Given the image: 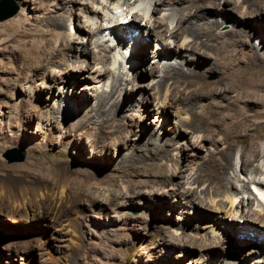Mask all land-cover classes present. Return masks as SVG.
I'll return each instance as SVG.
<instances>
[{
  "label": "bare ground",
  "instance_id": "6f19581e",
  "mask_svg": "<svg viewBox=\"0 0 264 264\" xmlns=\"http://www.w3.org/2000/svg\"><path fill=\"white\" fill-rule=\"evenodd\" d=\"M29 1L36 4L35 9L40 10L42 15L40 28H36L35 34L27 28V19L23 16L6 22L0 29V46H6L10 60L22 63L18 80L29 88V81L32 83L40 76L45 77L50 81L51 89L62 84L61 90H57L62 94L71 81L79 84L84 79L102 83L100 87L95 88L93 99L96 101L89 108L93 113L91 146L95 148L103 149L113 144L120 145L121 149L123 144L129 146L128 142L134 141L157 153L156 151L164 150L168 141L172 143L181 139L184 133H188L192 138V145L183 147L181 157H175L174 154V157L169 156L162 161L160 154L158 156L153 153L154 157L146 158L145 153L137 154V148L131 156L123 155L122 162L130 165V174L138 179L144 178L138 180L136 186L149 188L151 191L145 192L151 195L159 194V190L164 194L163 189L167 188L168 183L175 185L177 189L169 193L170 199L172 196L180 197L175 201L181 203V197L188 198L189 203L196 204L195 209L213 211L217 214L216 223L220 227L225 225V217L221 216V213L225 212L226 206L229 205V213L226 212V218L230 220L228 227L234 222H241L242 225L234 226L238 236L245 235L248 238L245 242L254 237L264 243V169L260 168V164H264V133L257 128L264 124V0ZM142 2H145L148 8L137 9ZM244 6L250 11L246 8L241 11ZM68 8H71L69 12L75 16V34L69 33L70 26L65 24ZM238 13L244 15L241 18L245 19L247 24L237 21ZM224 26L227 28L223 29ZM139 29L144 31L135 32L140 31ZM258 29L262 30L261 34ZM104 31L113 35L117 44L109 46V39L105 41L102 38ZM3 34L7 39L1 38ZM127 35L130 36L127 38ZM153 35L156 44L161 46H156L152 57L150 56L157 59L156 66L149 69L150 77H157V81L150 88L155 91V105L148 109L147 104L151 103L147 97L149 85L136 83L134 75L129 78L128 72H122L124 62L121 58H124L126 63L130 62L128 64L131 66L143 62L148 52L149 39ZM255 36L259 46L251 41ZM129 39L131 41L128 43ZM117 45L119 49L124 47L126 53L130 45V55L126 57L119 52ZM1 50L3 49H0V52ZM90 52L94 55V65L89 62ZM163 60L166 62L161 64L160 61ZM209 74L218 76L215 84L206 82ZM130 91L145 92L142 106L145 113L142 116L131 114L132 122L128 124L123 120V111L134 112L135 109L133 103L124 102L121 94H128ZM113 95L119 97L113 100ZM84 99L86 103L91 102L87 96ZM150 110L163 122L169 121V116L173 113L174 126H162L155 116L156 123H159L155 132L146 133L147 127L145 124L142 127L140 122L144 121L143 118L151 116ZM43 114L52 125L57 123L59 117L60 120L65 119L60 106ZM136 124L144 128L141 129L144 130L141 136H137L133 129ZM167 131L168 135L165 134ZM246 140L248 143L239 148ZM204 148L207 149L204 151L220 154L218 163L208 155L201 157L203 162H195L200 156L198 153L193 155V150ZM236 155L238 162L235 164ZM11 170L19 173L22 168L14 167ZM42 176V184L39 185L26 182L25 178L19 180L16 187L2 183L0 201L19 211L21 207L27 209V201L33 199L39 203V210L33 211V217L38 218L39 213L41 218L46 219L42 206L47 205L48 208L57 210L66 195L67 182L58 177L49 183L46 175ZM174 178L182 180L174 182ZM238 183L241 184L240 187ZM202 185L205 187L198 192ZM251 186H254L253 190L250 189ZM97 190L98 192L92 195H87L86 190H79L80 199L98 205H113L120 201L118 197L123 195L121 192L111 191L103 193L106 196L103 198L102 191ZM133 193L139 195L144 192L135 190ZM241 193L244 197L237 201ZM245 194L248 196L245 197ZM13 220L19 222L18 218ZM259 226L262 230L257 229ZM178 229H182V226ZM248 233H253V236L250 237ZM187 234L182 231L181 234L173 236L167 232L165 237L175 240H170V243L185 247L186 243L180 239ZM178 235H181V238ZM215 236L209 240L195 235L199 241L198 249L210 251L222 247L228 241L216 234ZM256 252L251 251V254ZM260 258L255 261L256 264H264V259ZM223 264L235 263L226 260Z\"/></svg>",
  "mask_w": 264,
  "mask_h": 264
},
{
  "label": "rangeland",
  "instance_id": "374dc122",
  "mask_svg": "<svg viewBox=\"0 0 264 264\" xmlns=\"http://www.w3.org/2000/svg\"><path fill=\"white\" fill-rule=\"evenodd\" d=\"M1 1L3 2V0H0V3ZM14 6L17 7V14L8 20L5 19L6 21L0 22V29L6 22L23 16L25 20L27 19L25 21L28 23L27 28L35 34L37 32L36 28H40L39 24L42 18L40 10L35 9L36 4L29 0H6L0 10V16L5 12L8 13V10L12 11ZM147 6L145 2H142V5L138 6L137 9L142 10ZM245 8L247 9V6H244L241 11ZM70 9L68 8L67 13H65V16L67 15L65 24L67 27L68 24L70 26L69 33L75 34L73 25L75 16L69 12ZM247 11H250V9H247ZM148 15H150V12ZM236 15L239 23L247 24L246 20L241 18L244 15L240 13ZM157 17L161 16L157 15ZM129 21L130 19H128ZM222 28L226 29L227 27ZM143 31L144 29L135 32L140 33ZM261 31L259 30L260 34ZM103 33L102 38L105 41L109 39V42H107L109 46L117 44L113 35L105 31ZM76 35L81 36L80 34ZM6 37L3 34L1 38L7 39ZM34 39L36 40V38ZM146 39L148 41L147 36ZM130 41L131 39L128 43ZM251 41L259 46L256 36ZM156 43L154 35L151 36L144 61L134 66L128 64L130 62L126 63V60L120 57L124 62L122 72H128L129 78L134 75L136 83L149 85L147 97L151 100V103L147 104L148 109L155 105V91L150 88L157 81V77H150L149 69L156 66L157 59L151 58L155 47L161 46ZM74 46L77 47L78 45L74 44ZM5 47L0 46V49H3L0 52V185L8 183L16 187L22 178H25L26 182L39 185L42 184L40 180L43 177L42 175H46L45 177H47L49 183H52L58 177L66 180L67 189L66 195L57 210L48 208L47 205L42 206V212L46 215V219L41 218L39 213L37 214L38 218L33 217V211L39 210V203L37 204L33 199L27 201V209L21 207L19 211L13 210L0 201V264H223V261L226 260H230L235 264H256L255 261L260 257L264 259V243L262 240L252 237L253 233H248L252 238L249 237L250 240L245 242L248 238L245 235L238 236L237 230L234 228V226L242 225L241 222H234L233 225L228 227L227 223H230V220L226 216L229 213V205L226 206L225 212L221 213V216L225 217V225L220 227L216 223L217 214L213 211L195 209L196 204L189 203L188 198L182 199L181 197V203L175 201L180 197L175 198L172 196L175 199H170L168 195L177 189L175 185L168 183L169 187L163 189L164 194L161 190H159V194H146L145 191H151L149 188L136 186L138 180H144V178L133 177V174H130V165L122 162V158L131 156L130 154L135 148H137V154L145 153L146 158L154 157V154L158 156L160 154L162 161L169 156L174 157V154L175 157L176 155L181 157L183 147L192 145V138L188 133H184L181 139L174 140L172 143L168 141V145L164 146V150L156 151L157 153L149 151L146 146L141 143L136 144L134 141L128 142L129 146L123 144L121 149L120 145L113 144L103 149L102 147H92L93 141H91L90 134L92 132L93 113L90 112L89 108L96 101L93 99L95 88L100 87L102 83L84 81V79L79 84L71 81L63 89L62 94L58 92L61 90L62 84L51 89L49 87L50 81L40 76L41 78L39 77L40 79H36L35 82L31 83L29 81L31 86L28 88L27 85L18 80V76L21 75L22 63L10 60ZM117 50L123 54L126 51L119 49V47ZM92 56L94 55L90 52L89 62L94 65V57L92 58ZM160 62L164 64L166 60ZM126 78L128 79V77H124V79ZM216 79L218 80L216 74H209L205 80L209 84H215ZM65 83L66 81L63 84ZM73 83L74 86H72ZM131 93L130 91L128 94H121L125 99L124 102L133 103L135 109L134 112L123 111V120L128 124L132 122L131 114L135 113L142 116L145 113L142 110L143 98L146 96V94L144 95L145 92L137 91L132 95ZM85 96L91 102H84ZM117 97L119 96L113 95V100H116ZM56 106H60L65 119L61 118L63 120H60L59 117L57 123L52 125L47 122L43 113L54 110ZM149 114L151 116L146 119L141 117L144 121H141L140 124L143 125L142 127L145 124V127H147L145 129L146 133L150 134V131L155 132L159 123H156V115L152 114V110ZM69 118L72 119L69 120ZM174 119L173 113L169 116V121L163 122L158 117L162 126L167 128L174 126L172 122ZM135 126L133 127L135 133L137 136H141L144 133V130L141 129L144 128H140L139 124ZM257 128L261 133H264V124L259 125ZM165 134L168 135V131ZM246 142L248 143L246 140L243 144H240L239 148H242ZM204 150L207 149H194L192 154L196 155L198 153L200 158L208 155L211 160L214 159L213 161L218 163L220 154H213ZM7 152H10L9 157L16 159L22 156L23 160L10 162L6 158ZM200 158L199 160L197 158L195 162H203V159L201 158V161ZM237 162L236 155L235 164ZM14 167H21L22 170L19 173H14L11 170ZM260 168L264 169V164L261 163ZM181 180L180 178L173 179L174 182ZM238 186L240 187L241 184L238 183ZM204 187L203 185L200 186L198 192ZM253 188L254 186H251L250 189L253 190ZM97 189L102 191V195L111 191H118L123 195L118 197L119 204L115 202L113 205H105L104 203L98 205L93 202H83L80 199L79 190H82L81 192L86 190L87 195H92L98 192ZM135 190L144 193L135 195L133 193ZM245 195V197L248 196V194ZM104 197L106 196L103 195ZM242 197H244V194H239L237 201H240ZM227 211L228 213H226ZM17 218L19 222L13 220ZM180 225L182 229H178ZM257 229L262 230L260 226ZM163 231H167L173 236L181 234L182 231L185 234L188 233L183 238L178 235L181 238L180 240L186 243L185 247H178L170 243L171 239L168 236L165 237L167 232ZM215 234L228 240L227 243L210 251L198 249L199 241L196 240V237L203 236L211 240L216 237ZM242 240L244 242H241ZM251 251L257 252L251 254ZM214 253L218 255L215 256Z\"/></svg>",
  "mask_w": 264,
  "mask_h": 264
},
{
  "label": "water",
  "instance_id": "95a60500",
  "mask_svg": "<svg viewBox=\"0 0 264 264\" xmlns=\"http://www.w3.org/2000/svg\"><path fill=\"white\" fill-rule=\"evenodd\" d=\"M6 0H3V2H5ZM3 2L1 1V3H0V10L2 9V7H3ZM6 11V10H5ZM8 13H4L2 16H0V21H3V20H5V19H8V18H10V17H12V16H14L16 13H17V7H13V9H12V11H7ZM9 154H10V152H7V154H6V158L8 159V160H10V162L12 161H14V162H17V161H22L23 160V157L21 156V157H19V158H16V159H13V158H11V157H9Z\"/></svg>",
  "mask_w": 264,
  "mask_h": 264
}]
</instances>
